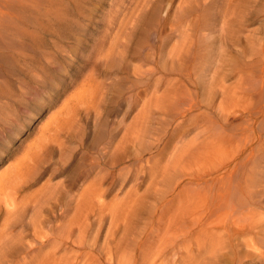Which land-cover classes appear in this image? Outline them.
<instances>
[{
  "label": "rangeland",
  "instance_id": "obj_1",
  "mask_svg": "<svg viewBox=\"0 0 264 264\" xmlns=\"http://www.w3.org/2000/svg\"><path fill=\"white\" fill-rule=\"evenodd\" d=\"M0 11V178L62 122L0 203V264H264L249 237L204 222L229 180L264 206V0H0ZM39 223L49 240L24 259Z\"/></svg>",
  "mask_w": 264,
  "mask_h": 264
},
{
  "label": "bare ground",
  "instance_id": "obj_2",
  "mask_svg": "<svg viewBox=\"0 0 264 264\" xmlns=\"http://www.w3.org/2000/svg\"><path fill=\"white\" fill-rule=\"evenodd\" d=\"M2 12V11H0ZM2 15V13H1ZM0 15V17H1ZM79 93V92H78ZM54 120V119H53ZM61 118H55L53 121L52 126L48 127L47 130L50 132L46 137H43L41 141L38 142V145L32 150V157L29 158V160L18 162L16 164V167L14 169V172L5 178L1 177L0 178V194H6L3 199L0 196V203L1 201L4 202V200L9 196L11 200H14L16 197L13 196L17 193L18 186H20V183L22 179L25 178L26 175L31 173L33 169L39 164L40 162V156L42 153L45 151V149L50 148V142L56 139L57 137V131L59 128V125L62 124L60 121ZM215 165V164H214ZM218 166V164H217ZM220 166V165H219ZM222 167H219L217 170H221ZM230 168V167H229ZM229 170V169H228ZM231 171V170H230ZM218 172V171H217ZM229 172V171H228ZM209 174V173H208ZM226 174V173H225ZM223 174H218V179H222ZM227 178V177H226ZM229 179L232 178V174H229ZM226 180V179H225ZM232 180V179H231ZM227 182V181H226ZM238 188H236V184L231 185L230 180L228 182L227 187V193L223 195L224 193H219L218 198L224 199L223 204L224 206L220 205L222 203H218V210H216V218H211L212 215H214L211 210V208H208L207 210V216L204 218V222L207 223L206 225L209 226L211 223L216 219L218 220L219 224L221 225V228L225 230L226 237L228 240H232L233 238H243L246 239L249 237V241H252L253 244L246 242L247 246V253H253L257 256V259L259 260H264V250L262 247H264V215L262 217H257V214L259 215V211H256V208L254 205L257 206V208L260 210V207L262 208L263 211L260 213L264 212V206L260 205L258 201L255 199L256 193L259 190H250V191H243L242 190V185L239 184ZM10 189V191H6V189ZM92 194L95 191H90ZM84 192L82 193L83 196ZM83 199V197H82ZM222 206V207H221ZM206 208V209H207ZM205 209V210H206ZM1 210V208H0ZM6 212H9L10 209L8 205L6 206L5 209ZM204 212V211H203ZM206 214V212H205ZM212 219V220H211ZM40 224L36 225V228L33 232L34 237L38 241L37 247H34V245H27L28 247L31 246V249L29 251H26V253H23L24 259L31 258V253H33L37 249H41L45 245V241L49 240V236L46 234L41 233L42 235H39L41 230L40 229ZM35 226V225H34ZM203 226V225H202ZM210 230V228H208ZM59 232L56 231L54 228L51 229V234L52 239L54 241V245L56 248L61 246L62 244H65L66 241L62 238L61 235L58 234ZM232 236H234L232 238ZM247 240V239H246ZM20 249H24V244L23 242L18 241ZM262 249V250H261ZM58 251V250H57ZM57 251L55 249L52 251L51 256L57 254ZM31 254V255H30ZM261 257V258H260ZM57 258V257H56ZM55 260L57 261V259ZM38 264H45L47 263V259L45 257H38ZM4 264H9L8 262H5Z\"/></svg>",
  "mask_w": 264,
  "mask_h": 264
}]
</instances>
